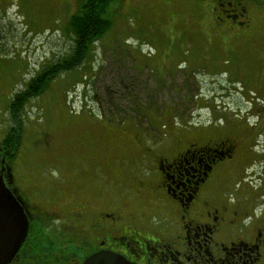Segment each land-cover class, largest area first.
<instances>
[{"label":"rangeland","instance_id":"obj_1","mask_svg":"<svg viewBox=\"0 0 264 264\" xmlns=\"http://www.w3.org/2000/svg\"><path fill=\"white\" fill-rule=\"evenodd\" d=\"M83 1L0 0V144L11 132L13 96L69 52L68 20ZM216 2L115 0L112 27L86 60L47 82L20 112L10 178L28 208L47 198L76 210L102 208V192L113 191L106 164L129 170L135 145H168L189 125L231 130L260 172L264 0H242L253 22L228 46L196 29L214 15L229 21ZM260 178L248 184L257 193L264 192Z\"/></svg>","mask_w":264,"mask_h":264},{"label":"flooded vegetation","instance_id":"obj_2","mask_svg":"<svg viewBox=\"0 0 264 264\" xmlns=\"http://www.w3.org/2000/svg\"><path fill=\"white\" fill-rule=\"evenodd\" d=\"M241 2L217 0L229 21L214 15L196 29L225 46L248 35L253 19ZM178 135L155 149L135 145L129 170L106 164L113 191L102 192V208L94 209L51 198L28 208L1 154L0 175L28 221L10 264H83L101 251L131 264H264V192L248 186L264 177V161L255 172L253 151L215 124L189 125Z\"/></svg>","mask_w":264,"mask_h":264},{"label":"trees","instance_id":"obj_3","mask_svg":"<svg viewBox=\"0 0 264 264\" xmlns=\"http://www.w3.org/2000/svg\"><path fill=\"white\" fill-rule=\"evenodd\" d=\"M217 1V0H211ZM224 1V0H218ZM115 0H84L78 13L70 16L67 24V33L71 38L72 46L65 57L43 68L24 90L15 94L10 105V134L1 141L2 155L6 156L11 165L22 130L21 110L30 98L43 91L46 83L54 80L61 74L73 71L89 55L91 46L104 37L112 27L109 9Z\"/></svg>","mask_w":264,"mask_h":264},{"label":"water","instance_id":"obj_4","mask_svg":"<svg viewBox=\"0 0 264 264\" xmlns=\"http://www.w3.org/2000/svg\"><path fill=\"white\" fill-rule=\"evenodd\" d=\"M28 221L22 206L5 185L0 175V264H10L24 242ZM83 264H131L119 255L97 252Z\"/></svg>","mask_w":264,"mask_h":264}]
</instances>
